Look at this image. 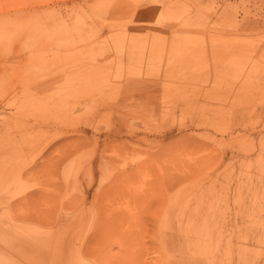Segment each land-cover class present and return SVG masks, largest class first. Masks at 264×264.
I'll return each mask as SVG.
<instances>
[{
	"label": "rangeland",
	"instance_id": "374dc122",
	"mask_svg": "<svg viewBox=\"0 0 264 264\" xmlns=\"http://www.w3.org/2000/svg\"><path fill=\"white\" fill-rule=\"evenodd\" d=\"M0 264H264V0H0Z\"/></svg>",
	"mask_w": 264,
	"mask_h": 264
},
{
	"label": "bare ground",
	"instance_id": "6f19581e",
	"mask_svg": "<svg viewBox=\"0 0 264 264\" xmlns=\"http://www.w3.org/2000/svg\"><path fill=\"white\" fill-rule=\"evenodd\" d=\"M186 32L188 33V31H186ZM191 32H192V31H191ZM191 32H190V33H191ZM190 33H189V34H190ZM196 33H197V32H196ZM198 33H199V32H198ZM129 44H130V43H129ZM48 90H49V89H48ZM27 99H28V98H27Z\"/></svg>",
	"mask_w": 264,
	"mask_h": 264
}]
</instances>
